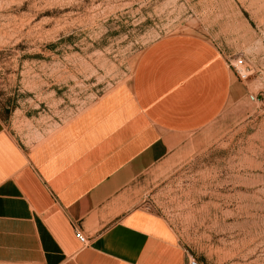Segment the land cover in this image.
<instances>
[{"label":"rangeland","instance_id":"374dc122","mask_svg":"<svg viewBox=\"0 0 264 264\" xmlns=\"http://www.w3.org/2000/svg\"><path fill=\"white\" fill-rule=\"evenodd\" d=\"M191 36L248 77L207 127L132 185L197 264H264V0H0V122L31 150Z\"/></svg>","mask_w":264,"mask_h":264},{"label":"crops","instance_id":"0c3cea01","mask_svg":"<svg viewBox=\"0 0 264 264\" xmlns=\"http://www.w3.org/2000/svg\"><path fill=\"white\" fill-rule=\"evenodd\" d=\"M238 91L211 44L173 36L148 48L131 84L31 150L0 122V264H187L165 225L131 203V187Z\"/></svg>","mask_w":264,"mask_h":264},{"label":"built area","instance_id":"2783aa9c","mask_svg":"<svg viewBox=\"0 0 264 264\" xmlns=\"http://www.w3.org/2000/svg\"><path fill=\"white\" fill-rule=\"evenodd\" d=\"M227 67L232 68L236 73V76L240 80L247 79L248 73L243 59L238 58L233 61H229L227 62ZM75 237L78 239L81 245L87 244V240L85 239V237L83 236L82 232L79 229H75ZM187 264H197V263L193 259H188Z\"/></svg>","mask_w":264,"mask_h":264}]
</instances>
